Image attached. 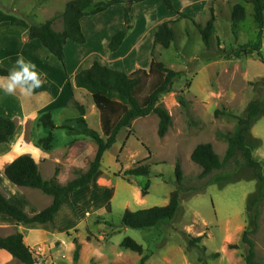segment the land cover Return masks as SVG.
I'll return each mask as SVG.
<instances>
[{
	"label": "rangeland",
	"instance_id": "obj_1",
	"mask_svg": "<svg viewBox=\"0 0 264 264\" xmlns=\"http://www.w3.org/2000/svg\"><path fill=\"white\" fill-rule=\"evenodd\" d=\"M69 1L72 0H0V52L21 45L22 39H26L27 32L23 33L26 27L45 23L63 13ZM121 1L125 8L130 2ZM239 1L222 0L219 6L216 5L211 48L204 45L200 32L190 20L180 18L179 23L173 25L176 38L171 47L155 50L158 61L181 73L173 92L165 94L160 102L172 118V126L164 138L158 136L156 115L135 120L131 129L118 134L116 144L105 153L93 182L64 199L53 223L35 228V225L8 221L13 219L4 215L2 218L8 222H0V238L22 233L25 243L35 253L37 264H75V239L81 244L77 264H141L144 256L149 257L145 264H203L200 257L208 264H246L248 246L243 242V235L245 230H254L253 218L259 209L260 228L249 238L254 242L259 260L264 263V185L257 179V174H264V114L254 119L246 136L254 157L263 162L261 170L238 167L233 162L226 169L202 178V168L191 159L195 148L204 143L212 144L223 159L228 149L225 136L232 135L238 121L247 117L250 104L258 102L264 108V60L256 53H243L244 46L258 44L260 29L254 20L253 6ZM239 3L246 9V18L238 24L234 34L231 13ZM214 6L212 2L210 7ZM166 10V7L158 6L147 12L159 20L174 16ZM135 13L137 17L132 20V25L133 28L138 26L141 34L144 29H149L147 13L142 7ZM103 20L105 18L101 17L94 22L102 23ZM54 24V29L60 30L63 19H57ZM95 32L93 28L89 32L91 47L98 44ZM145 34L147 43L151 31ZM261 53L264 58V30ZM54 60L59 65V61ZM54 65L46 66V70L55 73ZM62 82L63 76L61 80H52L49 93L58 96L59 101L51 103L53 98L47 100V97L38 102L32 97L24 102L29 110H37L38 115L52 113L56 129L38 131L39 137L43 138L52 132L51 149L38 146L40 139L34 141V145L43 152L39 159L41 172H49L53 179L66 185L87 173L98 148L83 134L84 127L77 122L80 114L75 118L78 110L72 106V99L76 97L88 107L90 128L101 132V123L90 95L77 89L73 81L72 84L66 81L64 90H59ZM180 97L184 98L186 107L181 105ZM49 101L51 104L47 106ZM66 104L70 107L65 109ZM3 107L12 117H17L16 110L10 105ZM177 163L181 165L183 183L181 205L175 218L152 229L123 226L126 210L138 211L169 203L171 193L179 188L175 175ZM144 165L151 168L149 176L126 177V171ZM32 194L19 191L15 194L20 208L31 215L36 213ZM127 237L144 247L143 255L122 247ZM200 237L199 248H190L189 240ZM201 246L205 247L204 252ZM215 254L219 257H214ZM0 264L23 263L0 249Z\"/></svg>",
	"mask_w": 264,
	"mask_h": 264
},
{
	"label": "trees",
	"instance_id": "obj_2",
	"mask_svg": "<svg viewBox=\"0 0 264 264\" xmlns=\"http://www.w3.org/2000/svg\"><path fill=\"white\" fill-rule=\"evenodd\" d=\"M147 0H130L125 10L124 24L122 28L112 37L108 44L111 53L117 52L123 45L128 33L133 29L132 6ZM244 3L253 6L254 20L260 29L258 44L244 46L245 55L256 53L263 61L261 53L263 30H264V0H243ZM169 11H176L172 0H163ZM123 3L121 0H110L95 3V0H72L66 4L65 11L55 15L42 24H32L26 33L28 40H40L42 45L56 57L61 63H65V46L68 40L77 44H86L87 39L82 30L81 19L85 16H94L108 10L114 5ZM93 8L92 11L90 9ZM211 19L206 26L195 22L186 14H179L181 19L190 20L202 36L204 45L211 48L215 34L216 16L214 7H210ZM63 19L64 29L58 32L54 29L57 19ZM246 18V9L243 4H236L231 13V29L234 34L238 24ZM175 22H164L160 25L156 36L155 45L162 49H169L175 41L176 35L173 25ZM9 69L0 64V75H7ZM181 73L175 72L165 66L163 62L155 58V50L151 67L148 70L140 69L131 74L113 70L95 62L90 68L81 71L75 77V84L78 89L85 90L100 113L101 132H97L89 127L86 114V107L79 101L72 99L74 106L80 117L77 122L84 127L83 134L94 141L97 145V153L91 163L87 173L79 176L75 180L62 185L55 179H45L42 176L40 164L28 154L21 155L12 163L8 164L5 174L8 180L14 185L28 187L42 191L46 195L54 197L53 204L45 210L34 215L27 214L23 209L10 203L0 190V217L8 216L18 224L24 225H46L53 223L55 216L61 210L64 199L72 196L77 190L90 185L102 166L105 153L117 142L118 134L124 129H131L132 124L139 118H145L152 114L159 119L158 136L164 138L172 126V118L169 112L161 105V99L165 94L174 90L175 81ZM50 92V87L45 83L43 89H37L36 93ZM183 107L186 102L183 97L179 98ZM264 114V108L258 102H252L248 108V115L245 119L238 121L236 131L232 135L225 136L228 149L223 159L215 152L212 144L204 143L198 145L191 155L192 161L202 168V178L209 177L214 173L226 169L235 162L238 167H245L259 171L263 168V162L257 160L252 149L246 142V136L251 131L253 121L259 115ZM39 125L47 129H56L51 113L44 114ZM63 128V127H61ZM17 133L16 122L0 113V146L9 144ZM53 136L42 138L37 145L44 150H50ZM149 160V159H148ZM150 166H136L125 172L126 177H147L150 175ZM175 175L179 188L171 193L170 201L166 206L153 207L138 211L126 210L122 217V225L132 229H152L160 223L172 220L177 215L181 205L183 173L181 165L177 163ZM257 179L264 185V174H257ZM149 183L147 187H149ZM261 210L256 212L253 223L254 230H245L243 242L248 246V253L245 256L246 264H264L257 255L254 242L249 238L256 234L260 228ZM89 241H91L89 239ZM202 238L190 239V248H199ZM76 250L74 253V263L80 260L81 244L78 239L74 240ZM124 249L130 250L138 255L144 254V247L132 238H125L122 242ZM204 252L205 247L201 246ZM235 248V247H232ZM0 249L10 254L14 259L23 264H37L34 251L25 243L24 235L16 232L10 236L0 238ZM214 257H219L215 254ZM149 257L144 256L141 264H145ZM203 264H208L204 257H200Z\"/></svg>",
	"mask_w": 264,
	"mask_h": 264
},
{
	"label": "crops",
	"instance_id": "obj_3",
	"mask_svg": "<svg viewBox=\"0 0 264 264\" xmlns=\"http://www.w3.org/2000/svg\"><path fill=\"white\" fill-rule=\"evenodd\" d=\"M212 2L215 3L214 10L217 11L218 7L216 8V5L219 6L220 3H222V0H172L176 12L169 11L166 8L167 9L166 13L167 14L173 13L174 16L168 15L164 20L163 19L159 20V18L157 17L153 19L151 13L147 12L152 8L158 6L164 9V7L166 6L163 0H147L142 3L134 4L132 6V11H131L132 20L135 21V18L137 17V14L135 13L136 9L142 7L144 10H146L147 13L145 18H146V24L148 25L149 29L147 30L144 29L143 32L140 34L139 27L138 26L136 27L135 25L134 28L128 33L121 48L117 52L111 53L108 50V44L110 43L112 37L122 28L124 24V17L126 10L124 4L114 5L110 7L108 10L101 12L97 15H94L93 17L85 16L81 19L82 30L86 36L87 42L86 44L81 45L71 40H68L65 46L66 59L64 64L61 63L56 57L51 55L50 52L42 45L40 40H27V39L24 40L22 39L21 45L18 44L13 45L10 49L1 51L0 64L6 69L10 70L15 65L17 55L22 53L26 60H31L37 65V71H39L44 76L46 80V84H48L50 87V92L52 91V87H53L52 80H56V79L61 80L63 76V82L60 85L59 90L62 89L64 90L66 81H71V84L73 81L75 84V77L77 76V74H79L81 71L85 69L90 68L96 61L102 64L103 66H107L113 70L121 71L127 74H131L140 69L148 70L151 67L153 52L158 48V46L155 45V36L160 25L168 21L175 22V24L179 23L178 21L181 18L179 14H186L189 17H191L193 20L195 19L196 23L204 27L206 26V24L208 23V21L211 19L212 16L210 10V4ZM239 2L244 3L242 0ZM90 11L92 10L90 9ZM101 17L105 18V20H103L102 23L94 22ZM29 28L30 27H26L23 33L25 34L26 32H28ZM92 28L93 30L95 29V31H97L94 33L96 36L94 38L98 43L96 47L90 46V40H91L90 33L92 32ZM63 29H64V24L62 25L60 30H56V29L55 30L61 32L63 31ZM150 31H151L150 41H147L146 43L145 39L147 34L145 33H149ZM85 47L88 48L87 52L81 54L82 51L86 49ZM54 59H57L59 61V65L56 64ZM52 65H54L53 69L55 70V73H53L49 69L48 71L46 70V66L50 67ZM50 92L36 94L33 96V98L34 100L41 102V99L44 100L48 97L47 98L48 100L49 97H51L53 98V101H51V103H55L60 100L58 96L55 97L53 96V94H49ZM72 97L74 98V95H72L71 98ZM13 99L15 100L13 101ZM74 99L81 103L80 99H77L76 97ZM3 101L5 103H2ZM51 103L49 101L47 103V106H50ZM3 105L7 107L10 105L11 108H14L16 110L17 117L14 116L12 117V115L9 113V110L4 111L5 109ZM68 106L66 104L65 109ZM93 108L94 107H92L91 109ZM86 109L88 113V107ZM0 113L5 116H10V118H12L17 124V133L11 139V142L9 144H4L0 146V190L10 203L16 204L17 206L19 205L17 202L18 199L15 198V194L18 191L21 193L24 192L33 193L32 194L33 206H35L36 208L35 209L36 213L41 212L53 204L54 197L50 195H46L42 191L37 189L14 185L6 177L5 169L8 164L12 163L19 156L25 154L31 155L39 163V159L43 155L42 154L43 152L39 148L35 147L34 141L43 138V137H39L38 134L39 133L38 131L44 129L43 127L39 126V120L43 114L38 115L39 113H37V110L35 111L29 110L23 98L5 95L2 90H0ZM47 113H51V112H47ZM98 115L100 117L99 112ZM78 116H79V112L78 115L75 116V118ZM85 118L87 120V114ZM52 119H53V115H52ZM28 132H30L29 135ZM50 134L53 136L52 132H50ZM28 136H30V141L27 142ZM14 140L16 141V143H14L13 145L12 142ZM42 176L45 179L52 178L49 172L42 173ZM8 221L15 222L14 220H8ZM8 221L2 218V216L0 217V222H8ZM34 225L35 228L41 226L37 224ZM45 226L46 225H42V227ZM32 233L34 232L32 231Z\"/></svg>",
	"mask_w": 264,
	"mask_h": 264
},
{
	"label": "clouds",
	"instance_id": "obj_4",
	"mask_svg": "<svg viewBox=\"0 0 264 264\" xmlns=\"http://www.w3.org/2000/svg\"><path fill=\"white\" fill-rule=\"evenodd\" d=\"M46 80L37 71V65L26 60L22 53L17 55L15 65L7 75H0V90L5 95L30 99L36 95L37 89H43Z\"/></svg>",
	"mask_w": 264,
	"mask_h": 264
}]
</instances>
